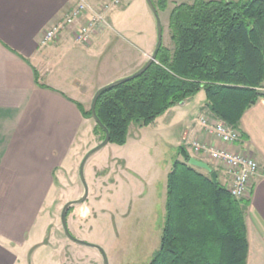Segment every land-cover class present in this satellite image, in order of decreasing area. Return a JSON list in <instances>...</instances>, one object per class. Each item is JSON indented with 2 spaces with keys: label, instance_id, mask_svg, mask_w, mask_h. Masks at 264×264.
<instances>
[{
  "label": "trees",
  "instance_id": "obj_1",
  "mask_svg": "<svg viewBox=\"0 0 264 264\" xmlns=\"http://www.w3.org/2000/svg\"><path fill=\"white\" fill-rule=\"evenodd\" d=\"M158 3L167 7V0ZM169 28L172 47L163 42L141 75L100 94L96 112L109 142L125 144L133 123L147 126L201 90L213 115L238 127L264 94V0L177 3ZM78 105L93 119L91 106ZM94 128L103 140V127L95 121ZM179 154L167 174L160 245L148 264H246V207L253 184L249 195L236 197L227 183L213 181L211 171L191 164L184 145Z\"/></svg>",
  "mask_w": 264,
  "mask_h": 264
},
{
  "label": "crops",
  "instance_id": "obj_2",
  "mask_svg": "<svg viewBox=\"0 0 264 264\" xmlns=\"http://www.w3.org/2000/svg\"><path fill=\"white\" fill-rule=\"evenodd\" d=\"M108 1L91 0V3L98 6ZM77 2L0 0V183L61 182L63 169L97 144L94 139L99 134L91 118L86 117L78 105L80 102L85 106V90L89 91L97 84V88L104 85L99 79H102L100 77H103V70L110 60H117L118 56L128 57L132 64L126 71H132L139 68L148 51L156 47L157 28L155 30L153 26L149 29L147 46L141 50V57L134 56L133 50L137 47L133 43L107 33V28L96 32L91 42L82 45L76 40V31L88 14L81 16L74 25L67 26L55 40L42 43L46 30L64 18ZM189 99L166 112L173 115L176 108L181 112ZM204 115L218 118L206 103L203 104L198 116L184 123L183 145L192 157L207 162L219 172L207 156L196 155L191 148L193 140L203 137L200 119ZM238 128L243 141L235 143L232 148L251 155L259 165L246 207L249 242L246 264H264V94L244 112ZM113 158L123 160L122 170H132L125 157ZM170 169L171 166L166 175ZM221 174L222 179L220 173L218 178L228 183L224 170ZM139 195L140 198L144 196L143 193ZM165 201L166 196L164 204ZM26 218L29 220L25 224L26 230H0V255L15 247L34 251L51 244L47 233L38 236L37 241L33 240L35 218L29 215ZM75 236L84 239L79 234ZM65 246L72 247L70 243Z\"/></svg>",
  "mask_w": 264,
  "mask_h": 264
},
{
  "label": "rangeland",
  "instance_id": "obj_3",
  "mask_svg": "<svg viewBox=\"0 0 264 264\" xmlns=\"http://www.w3.org/2000/svg\"><path fill=\"white\" fill-rule=\"evenodd\" d=\"M192 1L167 0V7L163 9L155 0L165 45L173 46L168 25L173 7ZM121 5L108 10L106 17L111 26L106 27V32L133 43L137 47L133 50L134 56L141 57V50L147 46L149 29L157 28L156 17L146 0H125ZM153 50L148 51L145 61ZM116 59L110 60L103 70V77L99 79L103 84L138 69L126 71L132 64L128 57ZM98 85L85 90L86 108H90ZM260 91L264 92V84ZM205 103L207 96L202 90L190 97L181 112L180 108H176L173 115L166 112L147 126L133 123L126 144L108 142L87 161L85 178L89 194L84 202L72 205L73 210L67 216L68 226L74 235L79 234L87 242L100 245L106 253L107 264H148L158 250L165 219L166 171L174 159L182 157L179 148L184 144V123L198 116ZM91 120L95 127V121ZM94 140L98 144L100 137ZM80 155L63 169L61 182L0 183V230H26L29 215L36 223L33 240L37 241L38 236L46 233L51 240L49 246L37 251L25 247L24 250L10 249L7 254L0 255V264H106L98 248L70 240L62 224L65 203L80 198L85 190L80 177L85 155ZM116 156L125 157L132 170H122L124 162L113 158ZM223 170L219 167L220 179ZM142 193L144 196L140 198ZM66 243L72 247H66Z\"/></svg>",
  "mask_w": 264,
  "mask_h": 264
},
{
  "label": "built area",
  "instance_id": "obj_4",
  "mask_svg": "<svg viewBox=\"0 0 264 264\" xmlns=\"http://www.w3.org/2000/svg\"><path fill=\"white\" fill-rule=\"evenodd\" d=\"M125 0H110L95 6L91 0H78L72 10L62 19L55 21L49 27L42 43L55 40L67 26L74 25L81 16L88 14L76 31V40L81 43L91 42L93 35L111 26L106 14L109 9L118 7ZM203 137L191 142V148L196 155L207 156L215 166L223 167L228 177V187L236 197L249 195L254 175L259 171L258 162L251 155L234 150L237 142H242V133L221 118H211L204 115L200 119Z\"/></svg>",
  "mask_w": 264,
  "mask_h": 264
},
{
  "label": "water",
  "instance_id": "obj_5",
  "mask_svg": "<svg viewBox=\"0 0 264 264\" xmlns=\"http://www.w3.org/2000/svg\"><path fill=\"white\" fill-rule=\"evenodd\" d=\"M146 1L148 3L149 7L151 8L152 12L154 13V15L156 17V21H157V43H156V47L153 50L152 54L145 61V63L142 66H140L137 70H135L134 72H132L130 74L119 77L115 80H112V81L100 86L96 90V92L94 93L93 98H92V102H91L92 116H93V119L103 127V129L106 132V135H105V138L103 140H101L97 145H95L94 147L89 149V151H87V153L85 154V156L82 159V162L80 165V177H81V180H82L84 188H85L83 195L78 199H74V200H70V201L66 202L63 209H62V213H61L62 224H63L64 230H65L66 234L69 236V238H71L72 240H74L80 244H84V245H88V246L98 248L102 252V254L105 258L106 264H107V256H106L104 249L98 244L87 242L86 240L75 236L69 229L67 216H68V211L72 205L77 204V203H82L88 197L89 186H88V184L86 182V178H85V165H86L88 158L92 154H94L96 151H98L102 147H104L110 141V132H109L108 128L105 125H103V123L101 122V120H100V118L96 112V103H97V100H98L100 94L104 90H106L107 88L114 87L116 85H119L121 83H124L128 80H131V79L136 78L139 75H141L145 70H147L149 68V66L153 63V61H155L157 59L158 51L163 44V26H162L161 18L159 15V10H158L157 6L155 5L154 0H146ZM190 163L193 165L199 166V167H203V168L207 169L208 171H211V176H212L213 181L217 182L218 173L216 170H213L207 162L199 160L195 157H192L190 159Z\"/></svg>",
  "mask_w": 264,
  "mask_h": 264
}]
</instances>
